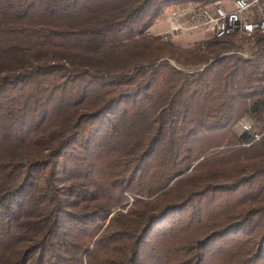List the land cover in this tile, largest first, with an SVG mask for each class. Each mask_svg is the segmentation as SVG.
Segmentation results:
<instances>
[{
	"label": "trees",
	"instance_id": "trees-1",
	"mask_svg": "<svg viewBox=\"0 0 264 264\" xmlns=\"http://www.w3.org/2000/svg\"><path fill=\"white\" fill-rule=\"evenodd\" d=\"M216 1L0 0V264H264V33L150 32Z\"/></svg>",
	"mask_w": 264,
	"mask_h": 264
},
{
	"label": "built area",
	"instance_id": "built-area-1",
	"mask_svg": "<svg viewBox=\"0 0 264 264\" xmlns=\"http://www.w3.org/2000/svg\"><path fill=\"white\" fill-rule=\"evenodd\" d=\"M262 0H235V10L228 11L222 6V1L218 0L211 5L194 7H181L174 9L168 14V20L174 30L184 27L181 25L180 19L187 21V26L192 29H199L209 37H218L221 33L235 32L243 35L248 33H256L260 29H264V7H260L259 16L254 17V14L246 15L251 7H255ZM241 53V52H239ZM245 56L248 54L241 53ZM242 132H252L253 124L248 120H240L237 123ZM259 139L258 134L255 135Z\"/></svg>",
	"mask_w": 264,
	"mask_h": 264
},
{
	"label": "rangeland",
	"instance_id": "rangeland-1",
	"mask_svg": "<svg viewBox=\"0 0 264 264\" xmlns=\"http://www.w3.org/2000/svg\"><path fill=\"white\" fill-rule=\"evenodd\" d=\"M221 1H222V6H224L226 8V10H228V11L235 10V0H221ZM216 2H218V1H216ZM189 5L192 8L194 7L193 4H189ZM260 7H264V0H262L255 7H251V9L248 12H246V15L248 16V15H251L253 13L254 17L257 18L259 16ZM168 9L169 8H167V10L165 11L166 16L163 17L162 19L159 18L156 21L157 25L150 31L152 34H154V35H167L176 44H179V45H182L185 47L192 46L197 41L204 40V39L209 37L208 35L204 36V34L202 32H199L200 31L199 29H192L189 26H187L189 24H187V21L185 19L186 17L183 18L182 20L180 19L181 25H185V26L182 28H179L178 30H174V28H172V25L170 24V22L168 20L167 15L170 13V11ZM167 11H169L168 14H167ZM165 20L167 21V23ZM166 27L169 28V29H167L168 31H163V32L160 31L162 29H165ZM156 31L161 32V33L156 34ZM233 36L235 38H237V40H239L240 43L243 44L244 49H240L241 51H239V52L248 54L249 53L248 50H250V47L252 46V42L247 41V40H243L242 38L246 35H243L241 33H236V34L234 33ZM243 120H247V121L249 120L253 124L252 120L248 116H245L243 118ZM235 129L239 133L242 132V130L238 124L235 126Z\"/></svg>",
	"mask_w": 264,
	"mask_h": 264
},
{
	"label": "crops",
	"instance_id": "crops-1",
	"mask_svg": "<svg viewBox=\"0 0 264 264\" xmlns=\"http://www.w3.org/2000/svg\"><path fill=\"white\" fill-rule=\"evenodd\" d=\"M189 4H193V3H189ZM189 4H177V5H172V6H170L169 7V11L171 12V11H173L174 9H177V8H181V7H190V5ZM193 5H195V4H193ZM169 11H167V14H168V12ZM166 16V13H164L160 18L162 19L163 17H165ZM168 16V15H167ZM166 21V20H165ZM166 23H167V21H166ZM157 25V23H155L151 28H150V31L155 27ZM168 27V26H167ZM165 28V29H162V30H160V31H168L167 29H169V28ZM161 32H158V31H156V34H160Z\"/></svg>",
	"mask_w": 264,
	"mask_h": 264
},
{
	"label": "bare ground",
	"instance_id": "bare-ground-1",
	"mask_svg": "<svg viewBox=\"0 0 264 264\" xmlns=\"http://www.w3.org/2000/svg\"><path fill=\"white\" fill-rule=\"evenodd\" d=\"M234 33L235 32H225V33H221L220 36H219V38L220 37L229 36V35L231 36V35H234ZM256 33H264V29H260V30L256 31ZM256 33H248V34H245V35L246 36H252V35H254Z\"/></svg>",
	"mask_w": 264,
	"mask_h": 264
}]
</instances>
